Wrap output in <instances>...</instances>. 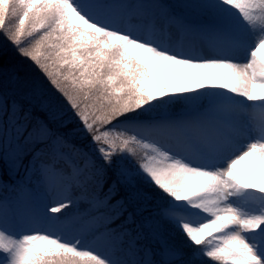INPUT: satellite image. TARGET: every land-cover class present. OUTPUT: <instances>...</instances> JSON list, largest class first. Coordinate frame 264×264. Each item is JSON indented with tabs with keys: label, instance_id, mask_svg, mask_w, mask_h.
<instances>
[{
	"label": "snow or ice",
	"instance_id": "obj_1",
	"mask_svg": "<svg viewBox=\"0 0 264 264\" xmlns=\"http://www.w3.org/2000/svg\"><path fill=\"white\" fill-rule=\"evenodd\" d=\"M0 36L63 97L0 70V264H264V0H0Z\"/></svg>",
	"mask_w": 264,
	"mask_h": 264
},
{
	"label": "trees",
	"instance_id": "obj_2",
	"mask_svg": "<svg viewBox=\"0 0 264 264\" xmlns=\"http://www.w3.org/2000/svg\"><path fill=\"white\" fill-rule=\"evenodd\" d=\"M0 49H3V52H4V55L0 57V70H2L4 73L15 72V73H18L21 77L31 82H34L32 79L35 78L34 80H36V77L37 79H41L42 75L41 76L36 75L33 73V71L31 72L30 70H28L29 72H27V68L25 67L19 55H17L13 51L12 46L8 44L3 39L2 36H0ZM38 82L42 83L43 80H38ZM34 83L38 84L39 86H42V84L40 83H37V82H34ZM44 88H47V87H44ZM45 90H49V89H45ZM55 95L57 94L55 93Z\"/></svg>",
	"mask_w": 264,
	"mask_h": 264
},
{
	"label": "rangeland",
	"instance_id": "obj_3",
	"mask_svg": "<svg viewBox=\"0 0 264 264\" xmlns=\"http://www.w3.org/2000/svg\"><path fill=\"white\" fill-rule=\"evenodd\" d=\"M19 57L21 58V60L24 63L25 67L27 68V72H29L28 70H30L31 72L33 71V73L36 74V75H39V76L42 75L41 76V79H37V77H36V80H34L35 78L32 79L34 82L40 83V82H38V80H43V82L40 83V84H42V86H40V87L42 89H49L52 93H56L55 92V89L52 88V86L50 85V83L47 82V79L43 76V74L41 73V71L39 69H37V67L30 60H27L26 58L21 57V56H19ZM44 87H47V88H44ZM56 94H57L56 95L57 98H59L62 101L63 100V97H61L59 93H56ZM63 211L64 212H69V211H72V209H64ZM205 259H207V258H205Z\"/></svg>",
	"mask_w": 264,
	"mask_h": 264
}]
</instances>
